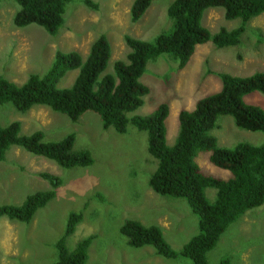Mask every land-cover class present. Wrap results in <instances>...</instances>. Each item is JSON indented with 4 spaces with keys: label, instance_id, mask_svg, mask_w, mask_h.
I'll return each mask as SVG.
<instances>
[{
    "label": "rangeland",
    "instance_id": "obj_1",
    "mask_svg": "<svg viewBox=\"0 0 264 264\" xmlns=\"http://www.w3.org/2000/svg\"><path fill=\"white\" fill-rule=\"evenodd\" d=\"M134 1L94 0L97 8L91 9L82 0H72L67 5L63 26L52 35L37 24L16 26L18 3L2 0L0 75L21 85L32 73L45 74L58 50L77 51L86 58L93 41L101 34H106L111 42L112 55L106 72H113L115 62L127 60L130 52L126 36L153 40L172 26L167 9L173 0H154L138 22L131 20ZM203 24L215 34L242 22L225 18L221 8H212L205 13ZM245 28L236 45L219 47L212 41L198 45L183 69L169 54L150 60L140 79L149 93L138 109L128 115L147 116L167 103V144L173 145L179 132L180 111L194 109L200 98L219 91L220 73L248 76L264 71V13L246 23ZM77 74L78 70L69 71L59 86L70 87ZM246 101L264 108V94L260 92L248 95ZM14 121L21 122L22 134L42 131L46 141L74 134V149L89 151L94 162L86 167L64 168L17 145L8 150L0 162V205H21L30 194L49 189L51 183L42 173L57 176L60 183L56 196L39 208L30 222L0 217V264H54L58 256L56 243L64 235L72 211L81 213L82 220L67 238V246L74 249L82 239L95 236L85 264H192L187 257L166 258L153 246L132 247L120 231L128 219L158 225L176 250L198 231V218L185 199L162 196L151 188L149 179L157 159L148 151L145 131L131 123L123 134L113 127L105 129L94 111L73 121L48 106L35 105L23 113L11 104H0V125ZM213 134L220 146L228 148L241 142H264V133L238 128L229 115L219 118ZM197 162L206 174L230 177L229 171L210 162L208 152L199 153ZM206 192L211 201L215 200V188ZM12 236L14 240L10 239ZM8 245H13L17 252ZM226 257L232 264H264V204L248 210L229 226L209 252V264H220Z\"/></svg>",
    "mask_w": 264,
    "mask_h": 264
},
{
    "label": "trees",
    "instance_id": "obj_2",
    "mask_svg": "<svg viewBox=\"0 0 264 264\" xmlns=\"http://www.w3.org/2000/svg\"><path fill=\"white\" fill-rule=\"evenodd\" d=\"M2 0H0L1 2ZM19 10L14 24L23 27L37 24L55 35L63 26L68 3L72 0H15ZM96 9L94 0H82ZM154 0H135L131 6V20L138 22ZM221 8L225 18L240 19L242 24L231 30L222 28L213 34L204 24L205 13ZM264 13V0H173L167 9L172 26L153 40L126 36L130 48L127 60H117L113 72H106L112 55L111 42L106 34L93 41L84 58L77 51H60L43 74L32 73L19 85L0 75V104H11L19 112H27L35 105L48 106L77 121L87 111L96 112L105 129L113 127L125 133L128 124L147 133L148 151L157 159L150 175L151 188L162 196L185 199L198 218V231L180 250L167 241L162 229L155 224L145 225L135 219L126 220L121 233L132 247L153 246L166 258L187 257L192 264H209L208 254L218 244L231 224L248 210L264 204V142L256 145L241 142L232 148L220 146L213 131L222 115L233 117L240 129L264 133V108L248 103L246 97L255 92L264 94V71L248 76L220 73L221 89L200 98L194 109L179 113V132L173 145L167 144V118L170 107L162 103L147 116L132 115L149 93L141 82L150 60L169 54L183 69L189 63L198 45L213 42L219 47L240 42L245 24ZM72 70L78 74L70 87H60L61 79ZM22 124L11 122L0 125V162L8 150L17 145L26 151L44 156L64 168L92 165L94 158L87 150H75L74 134L58 141H46L42 131L30 135L21 133ZM209 153L215 166L229 171L230 177L218 178L202 171L197 157ZM51 187L27 196L21 205H0V217L30 222L37 210L57 194L60 183L57 176L42 173ZM216 189L215 200L207 196V189ZM82 220V214H69L64 235L57 241V260L54 264H85L94 235L79 241L74 249L67 246ZM220 264H232L223 258Z\"/></svg>",
    "mask_w": 264,
    "mask_h": 264
},
{
    "label": "crops",
    "instance_id": "obj_3",
    "mask_svg": "<svg viewBox=\"0 0 264 264\" xmlns=\"http://www.w3.org/2000/svg\"><path fill=\"white\" fill-rule=\"evenodd\" d=\"M13 235H15V237H17L16 234H13ZM10 239H11V240H14V236H12ZM8 247H9V248H12V250H14V251L17 252V250H15V249L13 248V245H8ZM8 251H10V250H8Z\"/></svg>",
    "mask_w": 264,
    "mask_h": 264
}]
</instances>
